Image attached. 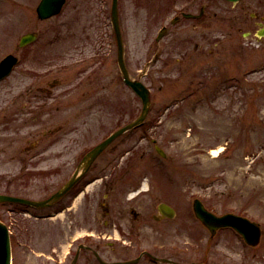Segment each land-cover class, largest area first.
I'll return each mask as SVG.
<instances>
[{
	"label": "rangeland",
	"instance_id": "rangeland-1",
	"mask_svg": "<svg viewBox=\"0 0 264 264\" xmlns=\"http://www.w3.org/2000/svg\"><path fill=\"white\" fill-rule=\"evenodd\" d=\"M40 1L0 0V61L10 54L20 59L0 82V195L31 201L57 190L71 171L74 129L90 131L78 145L93 143L134 122L143 109L118 65L113 0H68L60 15L45 21L37 17ZM202 8L199 20L182 16ZM118 13L128 72L151 91L149 130L132 134L147 137L113 182L90 190L75 215L91 216L92 230H104L112 220L127 230L122 219L133 224L130 212L149 215L157 226L154 239L146 232L150 238L140 247L119 250L121 259L151 247L158 257L183 264L196 256L234 264L239 243L228 230L214 238L200 223L193 209L200 200L218 216L234 213L258 223L261 240L249 261L264 264V36L258 34L264 0H118ZM177 16L182 19L172 25ZM163 26L169 31L157 41ZM34 33L37 41L21 48V39ZM139 180L150 188L148 195L132 202L114 199ZM107 193L123 216H107ZM161 203L176 215L156 222ZM17 215L19 223L12 226L0 206V221L9 231L27 228L31 241L29 247H13V264H38L39 253L50 252L53 242L70 241L60 233L63 227L69 233L74 215ZM82 220L77 234L89 228L88 218Z\"/></svg>",
	"mask_w": 264,
	"mask_h": 264
},
{
	"label": "flooded vegetation",
	"instance_id": "flooded-vegetation-1",
	"mask_svg": "<svg viewBox=\"0 0 264 264\" xmlns=\"http://www.w3.org/2000/svg\"><path fill=\"white\" fill-rule=\"evenodd\" d=\"M202 13L204 9L202 8ZM201 13V12H200ZM200 18V17H199ZM197 18L196 20H199ZM262 25L260 28H262ZM22 94L20 93V96ZM83 116V115H82ZM79 117V116H77ZM86 122L84 125H88ZM120 128L113 130L109 134L105 135L102 139H99L93 143H87L84 145H78L82 142L88 141L85 137L86 134H90L88 129H74L72 131L73 138L71 139L72 144L75 143V148L79 147L74 151L72 148L71 156V165L72 169L67 175L66 179L60 184L57 190L53 191L51 194L43 197L41 201L50 199L53 195L60 192L62 188L72 179H75L74 185L63 195V197L55 202L53 205L47 208H33L28 205H15L8 204L6 208L8 215L11 219V225H18L17 214L30 216L36 220H46V219H55L58 220L62 217H65L67 214L74 215L71 220V225L69 226V233L65 230L66 227H63L60 233V238L65 236L70 238V241L60 239L61 241L53 242L54 245L51 247L50 252L41 251L39 253L38 264H126L130 261L138 260L136 264H141L143 261H147L149 264H183L180 261H176L173 258H162L158 257L152 248L143 249L139 255L135 258L121 259L118 255L121 253L119 251L121 248H135L140 247V241H144L149 235H145L146 232L151 233V236L154 239V234L157 232V226L149 222L148 216L141 217L138 213L130 212L131 222L133 224H125L127 230L122 229L121 226L117 225L115 221L112 220V223L109 221L106 222L104 230H92V219L91 216L88 217L87 214H78L77 212L78 205L85 201L87 196L90 193V190L97 184L101 183L102 185L113 182L120 169H122L126 163V158L134 154V150L138 149L141 141L147 137L145 134L141 138L138 135H122L116 138L108 147L99 153L95 158H90L88 154L104 142L108 137L118 131ZM138 131L134 130V133ZM153 144L156 145V140H152ZM131 143V144H129ZM129 144V145H127ZM39 154L30 156L25 164V169L29 170L31 167L32 160L39 157ZM131 170V166L128 168V172ZM143 180H146V177H143ZM133 186L129 187V191L126 193L118 194L114 197L115 200L119 199L120 196H126L124 200L127 201H136L142 196L149 194L150 188H146V183H142L139 180V184H132ZM114 194V193H113ZM112 194V195H113ZM104 201L108 203L109 207L105 206V213L107 216L113 218L114 213H117L123 216L122 210L116 208L114 202L110 203V195L107 193L105 195ZM14 212L16 214H14ZM87 212V211H85ZM84 212V213H85ZM146 214V213H145ZM144 214V215H145ZM239 215V214H238ZM35 216L42 217L41 219L35 218ZM242 216V215H241ZM72 217V216H71ZM84 218H88V226L84 234H77L75 228H79L80 223L84 222ZM153 218L156 222H163L167 217L160 214H154ZM119 220V219H118ZM120 222V220H119ZM113 226L115 229H109L110 226ZM21 228V227H20ZM19 226L17 228H10L12 250L13 247L18 246L20 243L22 247L31 246V241H28V229L24 228L20 231ZM120 230H122L120 232ZM228 230L231 237L240 245V250L236 253L239 256V260L234 262V264H251L249 261L250 250L252 246L249 245L235 229H223L219 230L214 238L218 234H222ZM262 230V228H261ZM74 232L76 235H74ZM112 232H120L118 236H115ZM59 235V230H58ZM56 235V236H58ZM221 241H215V244H220ZM66 248V249H65ZM13 253V252H12ZM117 254V255H116ZM13 255V254H12ZM209 255V254H208ZM165 261V262H164ZM185 264H210V259L203 258V256H196L195 260L190 261Z\"/></svg>",
	"mask_w": 264,
	"mask_h": 264
},
{
	"label": "water",
	"instance_id": "water-1",
	"mask_svg": "<svg viewBox=\"0 0 264 264\" xmlns=\"http://www.w3.org/2000/svg\"><path fill=\"white\" fill-rule=\"evenodd\" d=\"M231 2H237L239 0H228ZM66 0H42L37 8L38 18L40 20L49 19L55 15H58L63 5L65 4ZM112 23L114 32L116 35L117 40V58L119 68L123 75V79L125 84L130 87L135 94L142 100L143 109L140 117L136 119L131 124L127 125L126 127L119 130L115 133L112 137L106 140L102 145L95 148L91 153H89L90 158H95L104 147H106L114 138L121 135L123 132L133 129L139 125H141L147 117V114L150 111L151 106V94L150 90L140 81L133 80L128 72V68L125 61V46L123 41V36L121 32L120 22H119V13H118V0H113L112 4ZM259 36H264V29L259 31ZM35 40L34 34H29L24 36L21 39L20 46L23 47L28 43ZM17 58L13 55L7 56L2 62L0 63V80L7 77L14 66L17 64ZM157 151L162 155L165 156L164 152L157 147ZM75 183V179H72L64 188L53 196L47 202H31L26 201L19 198H13L10 196L0 195V203L2 202H21L26 204H31L33 206L42 207L47 205L48 203H53L58 200L63 193L68 190L73 184ZM160 211L167 215L168 217H173L175 212L173 209L165 206L160 205ZM194 211L197 218L214 234L217 229L221 227H234L236 228L241 234L244 235L245 239L248 243L255 246L260 241V230L259 228L249 222L246 219L241 217L235 216L233 214H226L224 216L218 217L213 213L209 212L201 203L200 200H195L194 202ZM0 264H11V245H10V237L7 227L0 222Z\"/></svg>",
	"mask_w": 264,
	"mask_h": 264
},
{
	"label": "bare ground",
	"instance_id": "bare-ground-1",
	"mask_svg": "<svg viewBox=\"0 0 264 264\" xmlns=\"http://www.w3.org/2000/svg\"><path fill=\"white\" fill-rule=\"evenodd\" d=\"M223 149L221 148V149H219L218 151H215V153H216V156H217V154L219 153V152H221Z\"/></svg>",
	"mask_w": 264,
	"mask_h": 264
}]
</instances>
